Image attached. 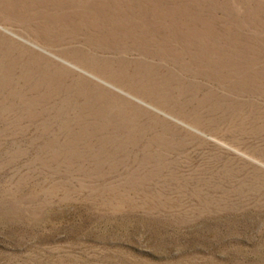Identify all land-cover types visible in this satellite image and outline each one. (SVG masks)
<instances>
[{
    "label": "rangeland",
    "instance_id": "rangeland-1",
    "mask_svg": "<svg viewBox=\"0 0 264 264\" xmlns=\"http://www.w3.org/2000/svg\"><path fill=\"white\" fill-rule=\"evenodd\" d=\"M0 264H264V0H0Z\"/></svg>",
    "mask_w": 264,
    "mask_h": 264
}]
</instances>
